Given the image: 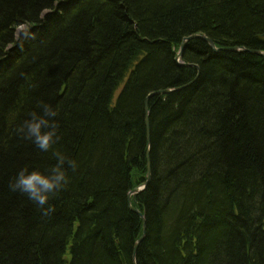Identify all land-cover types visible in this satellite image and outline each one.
Wrapping results in <instances>:
<instances>
[{
  "label": "trees",
  "instance_id": "trees-1",
  "mask_svg": "<svg viewBox=\"0 0 264 264\" xmlns=\"http://www.w3.org/2000/svg\"><path fill=\"white\" fill-rule=\"evenodd\" d=\"M193 35L264 53V0H0V264H264V57L192 39L182 66ZM41 102L47 152L16 130ZM57 151L44 216L9 181Z\"/></svg>",
  "mask_w": 264,
  "mask_h": 264
},
{
  "label": "clouds",
  "instance_id": "clouds-1",
  "mask_svg": "<svg viewBox=\"0 0 264 264\" xmlns=\"http://www.w3.org/2000/svg\"><path fill=\"white\" fill-rule=\"evenodd\" d=\"M41 107L42 112L32 111L16 130L25 139L32 140L41 151L47 152L60 138L57 135L58 121L54 119L58 111L46 102H41ZM54 155L57 162L47 172L25 166L9 181V187L26 194L28 199L39 206L44 216L54 210L49 204L50 197L65 188L70 180L64 168L65 163L73 170L78 167L74 159L61 152L57 151ZM132 264H139L138 257L132 258Z\"/></svg>",
  "mask_w": 264,
  "mask_h": 264
},
{
  "label": "water",
  "instance_id": "water-1",
  "mask_svg": "<svg viewBox=\"0 0 264 264\" xmlns=\"http://www.w3.org/2000/svg\"><path fill=\"white\" fill-rule=\"evenodd\" d=\"M192 39H201V40H204L210 46V48L214 52H219V51H225V52H238V51H243V52H247V53L254 54V55H260V56L264 57V53H262L260 51H256V50H246L244 48H237V47H230V48H226L225 47V48L217 49V48L214 47V43L210 39H208L205 36H201V35H193V36L185 37L182 40V43H181V46H180V50L178 52V56H180V57L182 56L183 49H184V46H185L186 42L189 41V40H192ZM183 66H189L190 67L189 64H183ZM168 92L169 91H165V93H168ZM148 154H147V162H148V164H147V176H146L147 181L143 185H141V186L135 188L134 190H132L128 194V200H127L129 209L131 211L135 212L139 217H141V219L143 221V224H145V220L142 217V215H141L140 212H138V211H136V210H134L132 208V206L130 204V197H131V195H134V194H137V193L141 192L147 186V184H148V182L150 180L151 165H150V159L148 157ZM144 235H145V227H143V234H142L140 240L135 244V247H134V255H135L136 250L138 248V245H139L140 241L143 239Z\"/></svg>",
  "mask_w": 264,
  "mask_h": 264
},
{
  "label": "bare ground",
  "instance_id": "bare-ground-1",
  "mask_svg": "<svg viewBox=\"0 0 264 264\" xmlns=\"http://www.w3.org/2000/svg\"><path fill=\"white\" fill-rule=\"evenodd\" d=\"M215 48H217L215 45H214ZM221 48H225V47H220V48H217V49H221ZM239 48V47H237ZM214 52V51H213ZM219 52H225V51H219ZM219 52H214V53H219ZM240 52V51H238ZM176 60L178 62H180V64L183 66V63H181V57L178 56V54L176 55ZM196 69H197V72H199L198 70V67L196 66ZM198 76V75H197ZM165 91H169L168 93L172 92L171 89H165V90H162V91H159L157 92L158 95H163V94H168V93H165ZM150 97V95L148 96ZM148 99V98H147ZM145 125H146V136H147V141H148V144L150 143V134H149V121H148V112H147V107L145 108ZM144 238V237H143Z\"/></svg>",
  "mask_w": 264,
  "mask_h": 264
},
{
  "label": "rangeland",
  "instance_id": "rangeland-1",
  "mask_svg": "<svg viewBox=\"0 0 264 264\" xmlns=\"http://www.w3.org/2000/svg\"><path fill=\"white\" fill-rule=\"evenodd\" d=\"M24 30H25V28H24V27L18 28V30H17V34L19 35V34H20V32H21V31H24ZM209 47H210V46H209ZM184 48H185V46H184ZM66 259H68V260H69V256H68Z\"/></svg>",
  "mask_w": 264,
  "mask_h": 264
}]
</instances>
